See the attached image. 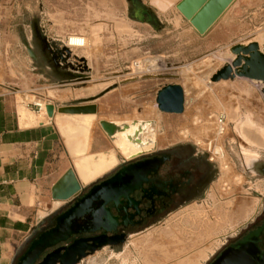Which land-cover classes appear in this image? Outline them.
Instances as JSON below:
<instances>
[{"label":"rangeland","instance_id":"obj_1","mask_svg":"<svg viewBox=\"0 0 264 264\" xmlns=\"http://www.w3.org/2000/svg\"><path fill=\"white\" fill-rule=\"evenodd\" d=\"M263 32L264 25L248 37ZM170 34L169 21L161 22L148 0H0V87L18 104L35 112L30 98L60 108L96 104L88 153L91 139L102 135L118 166L127 160L100 121H155L156 152H172L180 170L197 168L173 210L80 264H210L264 217V177L243 167L245 154L264 162V149L242 132L264 134V83L226 79L231 67L225 77L214 76L232 66V48L188 53ZM70 37L88 40L87 47L71 53ZM169 86L185 91L181 112L159 109L158 93ZM177 89L168 93L179 99ZM219 117L225 118L223 134L216 131Z\"/></svg>","mask_w":264,"mask_h":264},{"label":"crops","instance_id":"obj_2","mask_svg":"<svg viewBox=\"0 0 264 264\" xmlns=\"http://www.w3.org/2000/svg\"><path fill=\"white\" fill-rule=\"evenodd\" d=\"M148 1L151 5V0ZM166 1L169 0H157L156 4L165 9ZM140 2L146 4V0ZM180 2L171 1L166 13L154 9L161 22L169 21L170 35L182 43L184 52L211 54L238 43H260L259 38L264 37V32L259 33L257 39H252L256 35L248 37L264 25V0H234L203 34L178 10ZM29 101L34 102V99ZM35 115L24 103L18 104L12 92L0 87V264H18L41 233L38 229L47 223L61 202L53 199L54 186L69 170H73L77 178L69 145L58 125L59 122H76L57 112L52 118L45 115L41 120H36ZM94 140L91 139L93 154L88 153L87 147L88 156L97 158L99 154L109 155L113 151L104 136L98 134Z\"/></svg>","mask_w":264,"mask_h":264},{"label":"water","instance_id":"obj_3","mask_svg":"<svg viewBox=\"0 0 264 264\" xmlns=\"http://www.w3.org/2000/svg\"><path fill=\"white\" fill-rule=\"evenodd\" d=\"M233 1L234 0H181L177 8L187 19L191 21L193 26L201 34H203L228 9ZM231 51L237 53L238 55L241 51H244L249 53V57L243 58V56L239 55L237 61L239 63L238 69H233V67L236 65V62L234 61L232 62V66L225 67L222 71L217 73V75H220L221 77L226 75L225 73L227 68L231 67L226 79L231 77L234 78L235 76H233L232 73L235 72V75L239 77L264 81V50L261 51L257 43H252L250 46L236 44L232 47ZM242 61H244V63H242ZM169 87H174L177 89L176 87L178 86ZM169 87L163 88L160 93L169 95ZM177 90H180V97L179 99L175 97V109L176 107H179L181 112L184 109L183 90L179 88ZM160 108L162 111L172 110L169 107L161 106ZM47 111L49 117H53L55 113V106L48 105ZM58 112L72 115L81 113H96L97 106L93 104L83 106H68L58 108ZM100 125L118 150H125L129 153V149H125V146L135 147V152H131L128 155L126 153L124 154L127 162L156 152L157 143L155 121L109 122L102 120L100 121ZM140 163L143 162L126 166L115 173L112 178L105 180L100 184H93L88 188H81L75 173L73 170H69L58 181L52 190L53 199L61 202H59V204L56 206L57 208L52 212V215L48 219L47 223L38 229L41 233L31 242L29 248L20 257L18 264H43V262L49 256L51 259H53L49 262V264H60V259L57 256H64L65 252L72 249L74 244L77 242H86V245L90 247V249L83 248L80 250L79 255H73L72 260L67 263L78 264L83 258L87 257L89 253H93L98 248L113 243L107 241L104 236L90 238L76 237L73 242L67 243L62 247H57L62 243H66L69 239H72L75 236L86 233H95L99 230L105 229L99 225L80 226L79 224L85 222L84 210L88 208L90 204L89 202L96 195V192L108 186L109 183L121 176L126 170H129V168ZM87 190L88 192L85 193ZM128 195L121 197L119 202L122 198L128 197ZM107 200H109V198H106L104 201ZM109 202L104 205V208L108 212L109 209L106 208V205ZM61 228L63 229L62 233L59 232ZM263 229L264 226H261L257 230L249 232L248 235L244 236L241 240L226 247V249L223 250L222 253L211 264H264V249H261L259 246V244L262 243L260 236L263 235ZM105 230L109 231L108 229ZM98 239H100L99 243L96 242ZM104 240L105 242H102ZM54 247L57 248L49 252L42 260H40L41 256L48 249Z\"/></svg>","mask_w":264,"mask_h":264},{"label":"bare ground","instance_id":"obj_4","mask_svg":"<svg viewBox=\"0 0 264 264\" xmlns=\"http://www.w3.org/2000/svg\"><path fill=\"white\" fill-rule=\"evenodd\" d=\"M171 1L174 2V0H169L165 9H161L160 7H158V5L156 4L157 0H151V5L154 8H156L158 11L162 13H166L171 8V4H170ZM259 39H260V43L257 41H251V42H248L247 44H244V43H238V44L243 45V46H250V44L252 43H257L259 45L260 50L263 51L264 50V37L262 39V36H261ZM86 42L88 43V40L81 38V37H70L65 46L68 48V51L72 53L73 50L86 48L87 47ZM232 47L233 46H231L230 48ZM229 51L232 56V59L230 60L229 63L234 62V61L236 62V65L233 67L234 70L239 68V63L237 62L239 55L243 56V58L249 57V53H246L244 51H241L239 55L237 53L232 52L231 49H229ZM68 53L65 52V54H68ZM242 63H244V61H242ZM215 74H217V72H215L213 75L215 76ZM232 75L235 77H239L235 75V72L232 73ZM239 78H242V77H239ZM245 79H249V78H245ZM250 80L258 82V83H264V81L262 80H256V79H250ZM162 90L163 89H161V91ZM158 94L159 95H158L157 103H158L160 110H161L160 108L161 106L169 107L172 110L175 109L176 98L174 94L170 93L168 95V94H164L160 92ZM184 101H185V91H184ZM35 103H39L42 106V110L36 113L45 115L47 106L50 104L46 102H42V101H38ZM92 104L96 105L94 103ZM54 106H55V113H56L58 112V108L60 107L57 105H54ZM97 113H98V106H97L96 113H86V114L81 113V114H73V115L62 113L63 115H68L71 118L69 120H73L74 122H76V124L74 123L72 124L70 121L68 122L64 121L65 123H62V122L58 123L63 136L67 140L71 155L74 159V164H75V168L77 171V178L79 180L81 188L88 186L92 182L96 181L97 179L101 178L108 172L112 171L114 168L118 166L119 161H120L116 151H112L109 155L99 154L97 158L95 157V155H89V156L87 155L88 134L90 131V126L97 118L95 116L97 115ZM81 115H87V116H81ZM220 118H223L222 125L219 124ZM216 131L218 134L224 133L225 131V118L224 117H219L217 119ZM242 132H243V136L245 137V139L248 137L251 138L250 144L252 146L258 149H264V134H258L255 131L248 130V129L247 130L243 129ZM125 147H126L125 149H129V153L123 150L122 156L124 158H125L124 156L125 153L128 155L131 152H135L134 146H125ZM161 163H162L161 161L149 160V161L140 163L136 166H133L129 168V170H126L121 176L116 178L114 181L109 183L108 186L96 192V195L91 200L92 202L90 201L88 208L84 210L85 211L84 212L85 222L79 225L80 226L99 225V226L104 227L105 229H108L109 231L114 230L116 227V221L114 218L110 216V213L104 208V205L109 201H114L118 203L121 197H125L129 193H131L133 190L138 189L142 185V183L146 181V175L149 172L156 170V168H158V166ZM243 167L245 168L246 171L250 172L253 175L264 177V162L260 158L254 155H251V154L244 155ZM106 198H109V200L104 201ZM43 216L44 214L41 213V217ZM114 225L115 227H113ZM59 232L62 233L63 229L61 228ZM96 242L99 243L100 239L96 240ZM119 244L120 243H110V244H107V246H113V245H119ZM83 248L90 249V247L86 245V242L75 243L74 247L70 250H67L64 256H57L60 259V264H67L68 262H70L73 258V255L75 254L79 255L80 250H82ZM51 260L53 259H51L49 256L43 262V264H49Z\"/></svg>","mask_w":264,"mask_h":264},{"label":"flooded vegetation","instance_id":"obj_5","mask_svg":"<svg viewBox=\"0 0 264 264\" xmlns=\"http://www.w3.org/2000/svg\"><path fill=\"white\" fill-rule=\"evenodd\" d=\"M138 8L139 9L137 12L139 14L145 13L142 6ZM149 160H157L161 161L162 163L158 166V168H156V170H153L151 173H149L147 175L146 181L143 182L138 189L129 194L128 197L122 198L118 203L112 201L106 205L109 207L108 209L111 217L116 221V227L115 225L113 226L115 229L113 231H106L105 229H102L95 233L79 235L77 238L104 236L107 241H114L122 237V242H120V244H122L127 239L129 233L143 228L147 224L156 220L161 214L170 212L176 207L178 200L188 194L189 189L197 176V168L190 166L187 169L180 170L178 168L180 161L172 152H155L150 155L136 158L129 162H124L111 174L100 179L94 185L100 184L103 181L112 178L115 173L126 166L136 164L138 162H146ZM87 192L88 190L85 193ZM113 210H115V212H113ZM261 226H264V217L261 221L255 224L254 227L249 229L244 235L229 245L236 243L244 236L248 235L249 232L257 230ZM260 238L262 243H260L259 246L261 249H264V229L263 235L260 236ZM64 245H66V243L60 244L57 247ZM119 245L113 246L116 247ZM105 246L98 248L96 251L101 250ZM226 247L219 252L216 258L222 253L223 250L226 249ZM90 254L92 253H89L88 256ZM88 256L86 258H88ZM216 258H214V260Z\"/></svg>","mask_w":264,"mask_h":264},{"label":"built area","instance_id":"obj_6","mask_svg":"<svg viewBox=\"0 0 264 264\" xmlns=\"http://www.w3.org/2000/svg\"><path fill=\"white\" fill-rule=\"evenodd\" d=\"M31 104H32V106L38 108L37 112H40L42 110V106L39 103L32 102ZM219 124H221V125L223 124V118H220Z\"/></svg>","mask_w":264,"mask_h":264}]
</instances>
